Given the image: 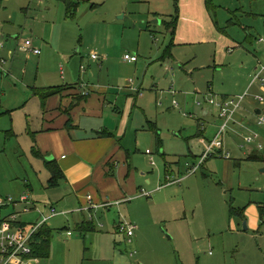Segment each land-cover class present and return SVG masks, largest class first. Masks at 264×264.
<instances>
[{
    "label": "rangeland",
    "instance_id": "obj_1",
    "mask_svg": "<svg viewBox=\"0 0 264 264\" xmlns=\"http://www.w3.org/2000/svg\"><path fill=\"white\" fill-rule=\"evenodd\" d=\"M212 5L215 25L228 37L231 51L215 39L209 44L173 43L175 0L4 1L0 198L18 201L28 195L34 201L36 195L40 203L50 200L59 212H68L48 221L50 256L36 255L38 264H264V220L259 214L264 161L248 157V146L240 150L245 131L235 126L237 121L224 132L230 159L216 153L198 171H190L208 148L200 138L211 142L224 123L206 101L209 95L248 92L237 110L242 117L251 113L256 118L255 110L262 107L255 99L263 94L259 83H252L264 64V0H213ZM27 38L41 54L20 50ZM93 52L99 60H93ZM126 54L137 55L138 61L129 62ZM75 83L92 84V96L107 88L110 111L118 107L123 112L112 119L121 126L116 131L130 153L128 185L136 182L123 202L84 211L57 199L53 203L49 196L57 197L59 191L47 188L46 171L32 158L28 122H37L43 112L36 93ZM130 84L141 88L143 96L126 89ZM198 99L202 106L195 105ZM207 112L216 118L209 121ZM148 121L158 130H150ZM13 207L1 206L0 212L8 217L16 212ZM233 207L244 209L245 219ZM37 218L32 213L21 222ZM121 221L138 226L134 236L119 231ZM85 223L90 229L85 230Z\"/></svg>",
    "mask_w": 264,
    "mask_h": 264
},
{
    "label": "crops",
    "instance_id": "obj_2",
    "mask_svg": "<svg viewBox=\"0 0 264 264\" xmlns=\"http://www.w3.org/2000/svg\"><path fill=\"white\" fill-rule=\"evenodd\" d=\"M178 6L180 7V14L174 36L175 44L179 46H182V44H209V42H212L215 39L222 47H226V49L230 47V45L227 47L228 37L224 39L223 35L218 31V26L215 25L216 23L213 20L212 13H210L207 8L206 0H178ZM4 46L5 44L3 43V47ZM20 50H22L21 47ZM228 50L231 51V48ZM13 52L14 51L9 52L8 55L12 56ZM163 59H165V57H163ZM93 75L94 71L91 72V76ZM60 86H73L74 88H67L62 91L60 95L48 97L45 99L44 104L41 97L36 94L40 98V102H42L41 108L43 112L40 113L37 122L30 120L29 118L27 128V133L31 140L30 148L32 151V158L35 159V163H37L39 170L42 169L46 171V179L50 180L51 177V171L49 168L50 161L58 164L63 172L60 184L53 187L56 188L55 190L59 191V196L56 197V195H52L49 196L50 199L53 203H55L53 199H57V202L60 201L64 206L75 208L79 211H84L85 209L92 210L95 207H103V205L106 206L109 203L123 202L127 199L128 188L132 185V188L134 189V183H136L131 182V185H128L127 177H130L132 173V163L129 161L130 153H128V150L121 145V138L119 136L120 132L117 133L121 126L116 124V120L112 119V117L117 116L116 113L122 117L123 112L118 109V107L114 109V112L110 111L112 108L110 107L111 104H107V102L110 103V101H108L104 95L105 93L108 96L107 88L99 91L100 96L97 92L92 96L91 91L89 92V89L93 87L92 84L88 87H85L86 85L81 87V85H78L77 83ZM46 88L49 87H45L44 89ZM258 88L259 91L264 93V86H262L261 83H259ZM126 89L139 96H143V90L134 87L133 84H130ZM85 93L87 95L83 97ZM174 94L176 95L177 92ZM260 104L262 107L256 110L264 108V104L259 103V105ZM201 109L203 110V108ZM236 114L230 122L237 121V125L235 126H239L245 131L240 134L244 137L243 143H245V146L242 145L240 150L248 146V157L251 158V156H255L252 158L253 160L260 162L264 161V147L259 148L257 147V144L247 143L246 141V137L250 134L258 133L264 135V127H260L257 124L258 115L260 114L256 112V118H253L251 113L245 117ZM218 115L219 119L223 121V119L220 118L219 113ZM204 117L209 119V121H213L214 118H216V115L207 112ZM199 119L205 122L206 125L207 120L205 118ZM69 121H71V124ZM229 124L230 123H228V125ZM148 126L150 130H158L155 123L152 124L151 121H148ZM247 132H250V134H247ZM110 133L111 135H108ZM206 140L207 139L203 136L200 138V142L209 147L210 141L207 143ZM222 140L224 143V136ZM34 148L39 150V155L34 153ZM219 151V154L229 153L225 152V143L223 148ZM202 157L203 156H200L198 161H200ZM119 159L123 164L118 161ZM204 163L202 165H204ZM150 181L151 179H149L148 182ZM49 187L50 186L48 185L47 188ZM138 188L141 189V186ZM21 193L24 192L22 191ZM31 195L33 196L34 194L31 193ZM34 196V202H36L46 214L50 213V210L48 209L49 206L52 205L49 203L50 200L41 201L44 203H40L36 198V195ZM41 196H44V194H41ZM70 201L72 205H70ZM24 207V205L18 204L13 207V210L14 212H22ZM259 207L260 217L264 220V204ZM240 211L243 213L244 209H240ZM32 213L38 215V220L40 214L37 211ZM67 213L68 212L63 211V213L60 212V214L53 216L52 218ZM0 215L6 219V217L2 215V211L0 212ZM24 215L29 214L23 212L20 215V220ZM240 216L244 218L243 215ZM252 218L256 223L259 221L257 215H253ZM26 224H28V222H25V225ZM46 225L49 226L47 223ZM69 235H72V232ZM34 250L31 261L29 259L30 262L26 264H38L40 262L41 258L36 256ZM11 264L17 263L15 262Z\"/></svg>",
    "mask_w": 264,
    "mask_h": 264
},
{
    "label": "built area",
    "instance_id": "obj_3",
    "mask_svg": "<svg viewBox=\"0 0 264 264\" xmlns=\"http://www.w3.org/2000/svg\"><path fill=\"white\" fill-rule=\"evenodd\" d=\"M261 41H264L263 39ZM0 47H3V43L0 42ZM24 52H31L35 55L41 54V50L37 48L34 44V40L30 38L25 40L23 44L20 46ZM92 57L94 60L99 59L98 54L92 53ZM125 59L129 62H136L138 60L137 55L126 54ZM258 69L256 76L253 79L252 86L256 83H261L264 86V64ZM175 90H173L174 92ZM248 92H245L244 95H239L237 97H218L216 95H209V99H206L210 105L215 107L220 114V118L223 119V124L221 125V129L216 134L215 138L210 142V146L205 152L203 157L200 159L199 164H195L191 167V172H196L200 166L206 161L208 157L214 156L216 153H219L223 146V136L224 132L227 129L228 123H230L231 119H233L234 115L237 113V110L241 108L242 103L245 100V95ZM256 100L259 103L264 104V93L260 95H256ZM174 104L178 105L176 100ZM196 105L202 106L203 102L198 99L196 101ZM258 126L264 127V108L261 109L260 115L257 121ZM247 143L257 144V147H264V135L253 133L246 137ZM147 154H151V151L148 150ZM225 158L230 157V153H222ZM152 165L155 164V160L150 158ZM149 194V193H148ZM18 204L24 205V209L22 212L16 211L12 215L6 217L4 221L0 225V264H26L31 261V257L33 254V238L37 234L44 224L48 223V221L60 212L54 206L50 205L49 210L50 213H45L44 210L33 200L30 199L28 195H21L18 201H15L13 198H0V207L1 206H16ZM34 211H37L40 214L38 220L32 223H28L25 226L22 225L23 222L20 220V215L24 212L26 214H30ZM138 226L135 223L129 221H123L119 225V231L123 234H127L132 237L135 235ZM71 234V232H69ZM135 253L132 252V255ZM30 259V261H29Z\"/></svg>",
    "mask_w": 264,
    "mask_h": 264
},
{
    "label": "trees",
    "instance_id": "obj_4",
    "mask_svg": "<svg viewBox=\"0 0 264 264\" xmlns=\"http://www.w3.org/2000/svg\"><path fill=\"white\" fill-rule=\"evenodd\" d=\"M4 1L5 0H0V12H1V8L3 6ZM212 2H213V0H206L207 8H208L209 12L212 13V17H213L214 13H213V5H212ZM175 6H176L177 16L173 20L174 21V24L170 27L171 28V31H172V34L174 36H175L177 24L179 22L178 19H179V14H180V7L178 6V0H175ZM216 25H218L217 21H216ZM218 28L221 29L219 26H218ZM67 88H74V87L73 86L49 87V88H46L44 90L38 91L36 94L41 97L42 102L44 104L45 103L44 102L45 99H47L48 97L54 96V95H60V93L62 91H64L65 89H67ZM86 95L87 94L85 93L83 95V97H85ZM70 122L71 121H69V123ZM108 135H111V133L108 134ZM34 153L36 155H39L40 154V152H39V150L37 148H34ZM253 157H255V156H253ZM253 157L251 156V158H253ZM259 160H260V158H259ZM49 168H50V171H51V177H50V180H49V186L50 187L58 186L60 184V181L62 180L63 172L61 171L59 165L56 164L53 161H50L49 162ZM232 212L233 213H237L238 215H243L242 211H240V210H238L237 208H234V207H233ZM4 219L5 218H3L0 215V225L4 221ZM22 225H25V222H23ZM86 229H90L89 223H85V230ZM51 237H52V229L49 226H47L46 224H44V226H42V228L39 230V232L33 238V240H34L33 247L35 248L34 251H35V254L36 255L42 256L43 258H46V257H49L50 256V251H49V242H50V240L49 239Z\"/></svg>",
    "mask_w": 264,
    "mask_h": 264
},
{
    "label": "water",
    "instance_id": "obj_5",
    "mask_svg": "<svg viewBox=\"0 0 264 264\" xmlns=\"http://www.w3.org/2000/svg\"><path fill=\"white\" fill-rule=\"evenodd\" d=\"M256 112H257L258 114H260L261 110H256ZM51 159H52V157H51ZM244 229H247V222H245V224H244Z\"/></svg>",
    "mask_w": 264,
    "mask_h": 264
}]
</instances>
